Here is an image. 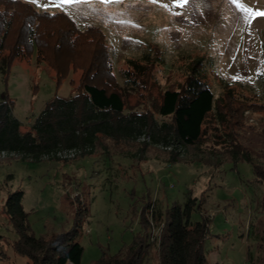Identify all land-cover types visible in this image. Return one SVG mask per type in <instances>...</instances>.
Here are the masks:
<instances>
[{"label": "rangeland", "instance_id": "obj_1", "mask_svg": "<svg viewBox=\"0 0 264 264\" xmlns=\"http://www.w3.org/2000/svg\"><path fill=\"white\" fill-rule=\"evenodd\" d=\"M22 1L38 11L64 13L80 30L98 27L119 85V71L129 60L158 51L163 64L154 70L149 97L143 103L129 93L126 112L150 109L158 124L167 121L154 106L161 92L183 81L192 63L214 98L229 87L247 96L236 104L264 103V16L253 18L264 11V0ZM69 77L77 83L79 73ZM73 91L67 81L57 85L35 57L15 60L7 73L0 69V101L8 97L22 128L30 126L54 96L68 97ZM242 116L245 123L237 139L255 163L264 165V110L249 109ZM204 146L177 150L188 162L169 164V151L147 137L127 142L99 136L83 157L1 159L0 264L28 262L12 249L16 235L2 209L16 191L22 193L21 206L36 237L70 231L77 203L83 206L76 237L83 248L81 264L95 263L102 252L113 256L128 247L141 231L139 213L147 201L163 214L173 204L183 207L189 197L201 199L190 221L207 220L203 251L208 262L264 264V179L244 161H223L225 156L216 154L222 160L217 164L211 148ZM152 222L157 226L154 234L161 232V224ZM151 234L150 226L142 264H156L157 240L151 241Z\"/></svg>", "mask_w": 264, "mask_h": 264}, {"label": "trees", "instance_id": "obj_2", "mask_svg": "<svg viewBox=\"0 0 264 264\" xmlns=\"http://www.w3.org/2000/svg\"><path fill=\"white\" fill-rule=\"evenodd\" d=\"M32 57L46 66L57 85L67 81L73 94L67 98L54 96L26 128L12 115V102L4 95L0 101V151L38 161L61 149H79V156L83 157L90 153L89 147L99 136L127 142L144 136L154 144L171 148L167 153L169 164L188 162L179 158V150L205 145L211 148L217 164L222 162L218 156L233 163L244 161L264 179V165L255 163L237 139L238 130L245 123L243 112L264 110V103L236 104L239 98L244 100L247 96L229 87L223 88L220 98H214L196 63L186 69L181 83L161 92L154 110L167 121L158 124L150 109L126 112L129 93H135L143 103L149 97L154 70L163 64L157 50L129 60L127 67L119 71V85L105 35L98 27L80 30L64 13L38 11L22 0H0L1 71L7 73L15 60L29 62ZM76 72L79 77L74 83L69 76ZM21 198V192L9 194L2 208L16 235L11 244L13 251L27 258L26 264H81L83 248L76 237L83 220V206L77 203L70 231L36 237L28 225ZM200 204L201 199L189 197L183 207L173 204L163 214L153 207L152 218L162 226L156 264H217L208 262L203 251L207 220L190 221ZM151 205L147 201L141 208V231L132 243L113 256L102 252L92 264H142L149 248Z\"/></svg>", "mask_w": 264, "mask_h": 264}, {"label": "built area", "instance_id": "obj_3", "mask_svg": "<svg viewBox=\"0 0 264 264\" xmlns=\"http://www.w3.org/2000/svg\"><path fill=\"white\" fill-rule=\"evenodd\" d=\"M164 149L166 150H171V148L169 147H164ZM81 153V150L79 149H61V150H58L48 156H44L45 158H56V159H59V160H62V159H70V158H74L76 157L77 155H79ZM17 156V154L15 153H8L6 151H0V160L1 159H5L7 157H15ZM150 213L152 212L153 210V205L150 206ZM152 214L149 215V223H150V226L152 228V234L149 236V238L151 239V241H154V240H159V232L157 234H154V230H155V227H157L156 225H154V223L152 222ZM159 230V228H157Z\"/></svg>", "mask_w": 264, "mask_h": 264}, {"label": "snow or ice", "instance_id": "obj_4", "mask_svg": "<svg viewBox=\"0 0 264 264\" xmlns=\"http://www.w3.org/2000/svg\"><path fill=\"white\" fill-rule=\"evenodd\" d=\"M30 2H35V0H30ZM101 2H106V0H101ZM113 2H116V0H113ZM255 16H264V11L256 12L253 18H255Z\"/></svg>", "mask_w": 264, "mask_h": 264}, {"label": "crops", "instance_id": "obj_5", "mask_svg": "<svg viewBox=\"0 0 264 264\" xmlns=\"http://www.w3.org/2000/svg\"><path fill=\"white\" fill-rule=\"evenodd\" d=\"M70 96H71V94L68 95V97H70ZM65 98H67V97H65ZM66 264H71V263L67 262Z\"/></svg>", "mask_w": 264, "mask_h": 264}]
</instances>
